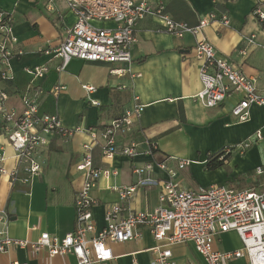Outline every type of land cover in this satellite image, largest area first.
<instances>
[{"label": "crops", "instance_id": "crops-1", "mask_svg": "<svg viewBox=\"0 0 264 264\" xmlns=\"http://www.w3.org/2000/svg\"><path fill=\"white\" fill-rule=\"evenodd\" d=\"M0 0V11L13 18V34L17 43L14 51L23 55L11 58L8 65L10 80L0 82L7 93L6 107L20 113L21 98H33L40 114H56L66 131L93 128L102 130L111 121L122 116L133 106L134 98L145 108L125 137L117 136L118 146L134 143L139 155L129 160L115 155L112 160L102 159L101 144L92 151L93 166L98 169L117 170L116 176L100 178L91 191L97 204L92 216L97 230L104 226V214L118 201L116 188L132 186L136 177L134 165L161 162L166 158L188 161V166L178 170L176 161H168L174 170L175 180L183 190H195L211 185H224L234 190L261 189L264 176H254V170L264 167V107L252 106L249 118L239 123L231 115L239 95H231L214 108H205L194 96L201 90L198 76L200 62L194 53L197 40H206L219 56L228 58L246 77L255 80L259 92H264V32L251 17L255 0H144L150 5L162 4L165 13L174 21L190 27L208 14L218 19L222 14L229 25L214 22L197 36L186 34L182 39L166 34L160 21L145 17L135 28L137 42L131 48L130 64L90 63L73 59L63 72L57 69L61 60L45 56L44 50L56 49L73 25L75 16L64 0ZM141 1V0H134ZM113 28L112 23L98 25ZM255 36L254 45L246 41ZM245 52V55L242 54ZM45 67L43 77H35L26 70ZM113 70H125L114 75ZM83 86L95 90L88 93ZM62 90L54 96L52 90ZM92 102L97 105H93ZM261 140L251 141L244 154L239 145L255 132ZM47 146L41 148L39 160L44 162L42 173L28 183L16 182L12 186L5 176H0V204L8 214L6 233L15 240L35 242L41 234L63 238L74 226V196L83 182L75 170L82 154V145L89 142L85 133L65 137L61 133L45 135ZM101 143V142H99ZM157 150L149 153L150 144ZM232 148L223 167L206 171L208 155ZM0 150L5 155L4 166H16L13 151L2 131L0 121ZM228 154V153H225ZM164 175L155 172L154 177ZM159 206L158 189H139L130 200L131 211H150ZM2 225L0 224V230ZM140 238L124 244H111L113 259L103 264H151L157 245L147 228L139 230ZM214 248L232 252L241 248L238 236L227 232L217 236ZM175 264H203L190 244L170 246ZM19 262L25 264H77L72 255L49 259L45 251L34 254L28 250L12 249L0 254V264ZM230 264H248L238 259Z\"/></svg>", "mask_w": 264, "mask_h": 264}, {"label": "built area", "instance_id": "built-area-1", "mask_svg": "<svg viewBox=\"0 0 264 264\" xmlns=\"http://www.w3.org/2000/svg\"><path fill=\"white\" fill-rule=\"evenodd\" d=\"M64 2L75 16V21L56 49L43 51L45 56L61 60L58 72H63L73 59L90 63L130 64V51L137 42L135 28L145 17L157 18L163 31L178 39L186 34L197 36L214 22L224 27L229 25L226 14L218 19L214 14H208L198 21L197 26L190 27L172 20L162 4L152 6L144 0ZM48 3L52 7V1L48 0ZM250 15L264 32V0H255ZM102 23H112L114 27H99ZM254 40L255 36H250L246 43L254 45ZM16 43L13 18L0 11V82L11 79L10 59L23 55L22 51L12 49ZM193 50L200 62L198 76L201 84L200 92L194 96L195 101L205 108H214L229 96L239 95V101L231 110L232 117L239 123L248 120L252 106L264 107V92L257 90L255 80L246 77L228 58L219 56L210 43L204 39L197 40ZM242 54L245 55V52ZM26 72L41 78L47 70L43 67ZM111 73L119 76L126 71L113 70ZM82 89L88 93L95 90L92 86H83ZM61 90L54 87L52 94L56 96ZM7 100V93L0 87L2 131L16 161L13 169H6L5 155L0 150V176L7 177L11 186L16 182L28 183L42 173L44 162L39 160V152L48 144L45 135L57 132L72 137L75 133H85L89 142L82 145L81 158L75 165V170L83 176V182L74 196L73 229L61 239L46 233L41 234L35 242L11 239L6 233L9 217L0 204V254H7L12 249L28 250L34 254L45 251L49 259L72 255L77 264H103L113 259L111 244L135 241L141 236L139 230L147 228L157 244L152 249L154 257L151 264H175L170 246L176 244H190L203 264H230L238 259H245L248 264H264V184L259 190L249 188L238 191L224 185L183 190L175 180L176 174L168 166V161H176L177 169L183 170L189 164L185 160L166 158L161 162L134 165L132 174L136 177L135 184L115 189L118 201L106 210L104 226L96 229L92 208L97 202L91 197V191L100 178L116 176L118 172L95 168L92 151L101 144L102 159L107 161L115 155L129 160L139 155L134 143L121 146L116 143L117 136L125 137L131 132L134 122L144 111L145 107L138 98H134L133 106L124 111L121 117L99 131L93 128L66 131L56 114H40L36 101L26 95L21 98L23 110L20 113L9 110ZM261 139V132H255L237 145L239 153L244 154L251 141ZM149 148V153L157 150L154 143ZM231 149L227 147L224 152L229 153ZM155 172L164 175L163 178L154 177ZM254 176H264V167L256 168ZM150 188L158 189L159 206L150 211H131L128 204L136 191ZM227 232H234L238 236L241 243L239 250L220 252L214 248L217 236Z\"/></svg>", "mask_w": 264, "mask_h": 264}, {"label": "trees", "instance_id": "trees-1", "mask_svg": "<svg viewBox=\"0 0 264 264\" xmlns=\"http://www.w3.org/2000/svg\"><path fill=\"white\" fill-rule=\"evenodd\" d=\"M229 154L230 153L225 154L224 150H222L217 154L208 155L204 169L206 171H210V170H215L219 167H223L226 163V160L229 157Z\"/></svg>", "mask_w": 264, "mask_h": 264}]
</instances>
